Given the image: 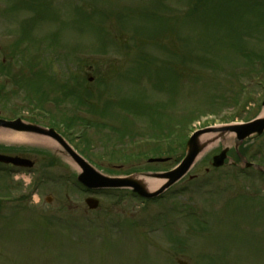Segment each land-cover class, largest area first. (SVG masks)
<instances>
[{
  "label": "rangeland",
  "instance_id": "obj_1",
  "mask_svg": "<svg viewBox=\"0 0 264 264\" xmlns=\"http://www.w3.org/2000/svg\"><path fill=\"white\" fill-rule=\"evenodd\" d=\"M235 1L0 0V119L54 127L106 175L173 169L180 154L150 165L153 143L134 142L166 129L177 143L206 113L195 132L263 115L264 0ZM31 77L39 91L23 85ZM0 133V145L19 148L0 153L36 164L13 176L0 165V264H264V177L209 165L234 138L146 203L80 191L79 167L57 143ZM248 146L264 158V136Z\"/></svg>",
  "mask_w": 264,
  "mask_h": 264
},
{
  "label": "water",
  "instance_id": "obj_2",
  "mask_svg": "<svg viewBox=\"0 0 264 264\" xmlns=\"http://www.w3.org/2000/svg\"><path fill=\"white\" fill-rule=\"evenodd\" d=\"M0 128L7 130H12L15 132L36 134L40 136H45L55 140L59 143L71 159L78 165L81 169L80 176L78 178L79 182L82 183L89 189H116V188H131L135 193L139 194L141 197L147 199H155L161 196L165 191L171 188L173 185L178 183L182 178H184L197 163L202 153L207 149L204 144H201L200 139L205 135L212 133H220L221 139H224L225 135H235L237 139V147L243 143L245 140L253 138L255 136H261L264 133V117L258 118L253 122L242 125L227 126L223 128H208L197 132L189 141L187 146V155L184 161L175 170L165 173V174H144L139 176H133L125 179H115L107 177L97 171L91 164H89L83 157H81L73 148L53 129H44L42 127L26 124L22 120H17L13 122L0 120ZM219 138H215L216 141ZM229 149L225 148L223 152L214 157L213 166L222 167L228 158L227 153ZM0 162L6 164H13L15 166L22 167H33L34 164L26 159L13 158L8 156L0 155ZM151 162H162V160H152ZM246 167H255L257 170L264 172V168L252 164H248L244 161ZM151 178L163 181L160 188L151 192L147 189L145 184L140 180L135 178ZM87 205L90 209H97L99 202L94 199H88Z\"/></svg>",
  "mask_w": 264,
  "mask_h": 264
},
{
  "label": "trees",
  "instance_id": "obj_3",
  "mask_svg": "<svg viewBox=\"0 0 264 264\" xmlns=\"http://www.w3.org/2000/svg\"><path fill=\"white\" fill-rule=\"evenodd\" d=\"M230 1H233V3H236V1L235 0H230ZM228 3V2H227ZM229 8H230V10H234L235 8H234V6H232V5H227ZM221 20V19H220ZM232 27V26H231ZM263 60H260V62H262ZM29 68H31V66L29 67ZM2 73H3V71H2ZM35 76V75H34ZM36 77H31V78H29L28 80L30 81V82H28L27 83V80L26 81H23V85L24 86H26V87H29L30 85H32V84H34V85H36V90L35 91H39V89H40V87H41V81H43L44 79H45V77L43 76V80H41L40 78L39 79H35ZM31 79V80H30ZM38 93V92H37ZM89 96V95H88ZM89 98H83V97H81L80 96V99H78L79 100V105H85V100H88ZM87 108H89L90 109V106L88 105V107ZM84 124H89V123H84ZM65 125H66V127H68L67 126V124L65 123ZM162 127V126H161ZM158 128H160V127H158V126H156V129H158ZM160 132L159 133H157V135H160V136H162L163 137V132H162V130L161 129H158ZM172 132V131H171ZM187 140H188V138L185 136V134H183V136H182V138H181V140L176 144V149L174 150V155H177V154H180V156H178V160H179V158L181 157V156H183L184 154L182 153L183 152V150H184V148H185V145H186V142H187ZM177 150V151H176ZM150 152L155 156V157H157L158 155H160V153L161 152H163V149L162 148H160V147H157V146H155V147H153V149L152 150H150Z\"/></svg>",
  "mask_w": 264,
  "mask_h": 264
},
{
  "label": "bare ground",
  "instance_id": "obj_4",
  "mask_svg": "<svg viewBox=\"0 0 264 264\" xmlns=\"http://www.w3.org/2000/svg\"><path fill=\"white\" fill-rule=\"evenodd\" d=\"M263 115H264V112H263ZM2 135H6V134L0 133V138L3 137ZM24 138H26V137H24ZM214 138L215 137H213L212 135H206L200 139V142H201V144H204L208 149V148H211L213 146V143L216 141V139H214ZM46 142H47L46 144H48V145H54L50 141H48V139ZM135 179L143 182L145 184V186L147 187V189L150 191L158 189L160 187V185L162 184L161 181L155 180V179H149V178H135Z\"/></svg>",
  "mask_w": 264,
  "mask_h": 264
},
{
  "label": "flooded vegetation",
  "instance_id": "obj_5",
  "mask_svg": "<svg viewBox=\"0 0 264 264\" xmlns=\"http://www.w3.org/2000/svg\"><path fill=\"white\" fill-rule=\"evenodd\" d=\"M238 165H239V161L237 160V161H236V165H235V167H238Z\"/></svg>",
  "mask_w": 264,
  "mask_h": 264
}]
</instances>
